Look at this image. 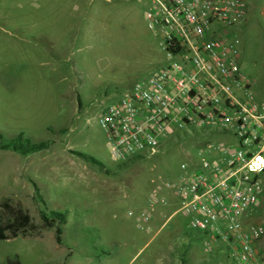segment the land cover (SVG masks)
<instances>
[{"label":"rangeland","instance_id":"rangeland-1","mask_svg":"<svg viewBox=\"0 0 264 264\" xmlns=\"http://www.w3.org/2000/svg\"><path fill=\"white\" fill-rule=\"evenodd\" d=\"M246 3L231 41L254 98L264 103V0ZM145 8L141 0H0V133L3 140L19 132L55 140L29 155L0 150V201L20 203L39 224V193L47 209L67 217L60 244L53 229L0 239V264H231L221 249L204 251L206 235L189 227L166 185L187 173L180 164L191 166L200 147L225 137L168 136L154 154L117 161L99 124L106 106L170 62L147 28ZM262 183L248 220L264 225V176ZM153 196L165 201L151 205ZM141 212L149 229L139 227L148 224ZM258 252L264 264V234Z\"/></svg>","mask_w":264,"mask_h":264},{"label":"built area","instance_id":"built-area-1","mask_svg":"<svg viewBox=\"0 0 264 264\" xmlns=\"http://www.w3.org/2000/svg\"><path fill=\"white\" fill-rule=\"evenodd\" d=\"M141 1L147 28L170 62L137 79L99 114L110 155L124 161L154 154L168 136L194 129L224 136L191 155V166L182 162L187 173L166 185L189 227L206 235L204 251L221 249L231 264H263L264 225L248 217L263 192L264 103L239 69L230 31L244 17L246 0ZM159 201L165 199L149 202ZM140 217L149 222V214Z\"/></svg>","mask_w":264,"mask_h":264},{"label":"trees","instance_id":"trees-1","mask_svg":"<svg viewBox=\"0 0 264 264\" xmlns=\"http://www.w3.org/2000/svg\"><path fill=\"white\" fill-rule=\"evenodd\" d=\"M48 130L54 131L52 126L47 127ZM68 128H59V132L65 133ZM203 132L194 129L192 133H177L176 138H185L190 136H199ZM55 143L53 139L40 141H32L29 137L19 132L11 139L3 140L0 133V150H9L20 155H29L45 149H48ZM76 155L82 157L87 162L96 165L104 172H110L105 169L104 165L94 156L81 151H73ZM141 158L142 156H134ZM135 159L131 157V161ZM126 163V162H125ZM37 190V188H36ZM38 201L40 203L39 217L40 223L34 222L29 211L20 203H12L9 199L0 201V239H10L17 236H31L38 234L42 229H53L54 238L58 244L62 241L63 225L67 217L66 212L61 210L47 209L44 199L38 193ZM8 264H20L19 259H7Z\"/></svg>","mask_w":264,"mask_h":264},{"label":"crops","instance_id":"crops-1","mask_svg":"<svg viewBox=\"0 0 264 264\" xmlns=\"http://www.w3.org/2000/svg\"><path fill=\"white\" fill-rule=\"evenodd\" d=\"M22 1V0H21ZM21 3V2H20Z\"/></svg>","mask_w":264,"mask_h":264}]
</instances>
